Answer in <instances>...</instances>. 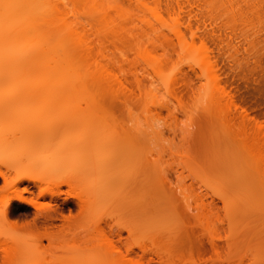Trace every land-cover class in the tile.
Masks as SVG:
<instances>
[{"label":"rangeland","instance_id":"374dc122","mask_svg":"<svg viewBox=\"0 0 264 264\" xmlns=\"http://www.w3.org/2000/svg\"><path fill=\"white\" fill-rule=\"evenodd\" d=\"M114 3H116V6L117 4L120 6V13L123 15V18L120 16L116 21H121L122 18L124 24L120 21L114 24L115 30L117 29L116 31L119 33L117 38L120 41L119 39L116 43L111 41L113 44H108L106 41L107 45L104 44L106 46L105 52L110 55L109 58L111 57L113 60L115 58V65L119 63L118 67L116 66L117 69H115L122 82L120 87L123 91L120 92V96L114 92L113 95L117 94L118 96L116 98L106 95L108 96L105 98L108 107V110H106L109 113L107 115L101 111L97 115H91L89 118L91 127L89 129L93 132L101 125L99 123L101 122V126L106 127L108 125L109 128H116L119 133H127L126 138L121 137L122 140H120L114 136V133H77L78 131L76 132L75 128L73 129L75 123L73 120L68 125L67 133H59L58 123L61 120L57 117L62 112V108L67 107L68 103L62 105L63 101L61 99H59L61 104L58 101L55 102L58 100L55 99L46 105V102V104L42 102L44 98L36 100L34 97L38 94V91L33 96L29 94L31 97H27L24 92L23 94L17 93V90L19 92L18 88L16 90V88L8 87L7 84L0 85V169H5V164L13 163L12 165H14L20 162V159L23 161L27 156L35 155L39 159L37 164L39 163L40 168H42L41 171L39 170L38 175L44 178V188L55 195L53 197L47 195L44 199H40L41 211L39 212L31 206L14 200L6 223L0 216V241L3 247L8 250L7 253L11 255L9 264H23L24 258H21L20 247L27 244L24 248H29L30 245L36 243H34L37 236L35 235L36 231L33 230L34 228L28 231L25 221L32 224L31 221L40 212L45 217H56L58 215V218L47 226L49 235H54L47 238L50 240L43 239L41 245L43 248L38 246L42 250H39L41 253L38 252V257L36 254L35 258L39 260L33 259L31 261L35 254L31 251L34 254L31 257L29 256L31 259L28 261L32 264H38L40 260H42V264H127V262L133 264L136 261L142 264H220L215 261L216 256L210 247V237H215L219 244L224 245L227 243V235L232 227L239 228L234 231L236 234L238 231L244 230L247 233H260V235L252 236L250 234L249 237L238 238L237 242L233 244V250L232 246L229 248L225 246L223 250L224 257L226 258L231 254L228 257V259H231L230 264H264V212L260 211V208L264 207L263 200H259L262 201V207L257 206L259 208V211H256L257 214H254L256 209L253 207L259 198H263L264 191L259 189L250 190V186L262 176L249 177L251 175L249 173L251 170H248L250 161L247 163V160H245L248 153L247 156L244 155L247 152L246 144L243 143V145L241 144L242 148L239 147L237 141L240 139L235 140L238 137L234 136L236 133L227 132L222 117L214 114L209 107L205 110V99L203 100L204 103L201 100L206 91L205 81L199 78L201 76L199 75V69L197 66L195 67L196 64L189 59L188 61L185 60L187 57L180 52L181 50L175 40H170L168 43L163 42L162 44H167V46H162V48H165L167 52L170 50L168 54L171 57L167 56L169 58L167 59L168 66L171 69L175 67L173 68L174 74H178L180 78L177 86H181L177 90L180 92L178 96L184 102L182 106L178 107L179 105H176V98L172 97L166 91L164 85L158 81L159 79L155 77L154 70H151L154 64L151 59H142V56L146 57L143 54L144 49L152 44L153 39L155 37L157 39L158 34L161 32L167 33V30L160 25L155 23V29H153L154 24L152 26L148 24V26L147 21H145L149 18L154 23L152 12L163 10V6L156 3V8L159 6L161 8L159 7L155 11V2L152 0L146 2L147 6L141 5L142 8H139L140 5H137L134 0H117ZM150 8L154 10L152 9V11ZM140 10L142 11L140 12ZM136 15L140 18V21ZM114 19H117V17ZM111 27L106 29L107 34L110 36L107 37L109 39L114 35ZM119 27H121V30H119ZM95 28L96 30L101 29L98 22L95 23ZM105 32L104 30V35ZM104 35L102 34V36ZM107 38L105 40H108ZM112 38L111 40H113ZM108 42L110 41L108 40ZM163 49L159 53H162ZM138 50H142V56L139 55ZM190 65L194 66L193 70ZM238 70L237 73L235 72L237 79L233 78L236 82L238 81L237 85L243 92L246 90L244 84L247 82V76L244 77L246 75L242 72L244 70L239 68ZM147 72H150V76ZM184 73L187 77L190 75L192 79L190 80L194 81V86H199L202 90L191 87L193 86L191 81L189 88V85L183 82L186 78ZM136 74H138L137 78H140L144 83L141 88L138 85L140 84L139 81L138 84L132 81L133 79L137 81L134 78V76H137ZM239 75L240 77H238ZM136 85L139 87L137 88ZM125 86L128 90L124 89ZM119 88L118 90H120ZM191 88L195 89L194 94L197 93L196 91H199V94L197 93L198 95L194 96ZM37 89L41 91L39 88ZM30 90H32L31 94L36 92L35 88ZM10 95H12L11 99L8 97ZM18 95L19 97H17ZM42 95H44L43 92ZM13 96H16V98H12ZM23 97L26 98L24 102L19 99ZM15 100L16 103H14ZM252 101V103L255 102L254 99ZM167 103L171 107L169 110ZM5 104L10 105L9 109L12 113L3 107ZM81 105L84 107L86 103L83 102ZM69 107L70 105L64 112L70 118L72 113H67V110H70ZM3 108L7 110L4 114ZM85 109L86 106L83 110ZM260 109L262 108L258 107L255 110ZM27 112L32 115L38 113L37 116L43 120V124L45 126L49 125L48 127L53 125L52 129L54 131H50L51 128H48L50 132L47 133V126H42L43 124L41 123V125L40 121L37 125L44 127L43 130L36 126L38 129H34L35 131L32 132L31 129L28 130L23 126L25 130L29 132L31 130L32 132L26 133L24 128L21 129V127L24 125L23 120H30L28 117L31 114L28 116V114L26 115ZM101 113L104 115L102 118ZM12 114L15 116L18 114L17 117H19L13 119L11 118L13 117ZM98 116L101 120H97ZM10 118L13 121H9ZM17 119L20 121H17ZM34 120L31 122H34ZM21 121L23 122L22 125ZM35 122L37 123L38 120H35ZM28 123L30 127V122ZM75 125L77 124L75 123ZM32 127L34 128V126ZM102 129L106 130V128ZM240 148L243 149V152H238ZM227 149L230 153L226 151ZM233 152L236 154L234 153V155ZM123 154L126 155L123 156L125 157L124 185L117 188L112 194H100L93 177L94 163L113 162ZM232 154L234 156L230 158ZM24 155L27 156L23 158ZM235 157L240 159L237 160ZM233 158L237 160L236 163H234ZM247 159L250 160L249 157ZM231 160L233 163H231ZM238 162L241 163V166L238 165ZM218 163H222L223 166H219ZM23 165L25 166V164ZM24 166L16 167L11 174V178L15 179L21 176L25 169ZM235 166H238L239 169ZM232 168L235 169L236 175ZM108 169L101 172L103 177L106 176ZM238 171L243 172L241 174L242 178L247 182V185L243 187V192L241 189L236 188L234 184L235 179L241 177L237 176L240 175ZM232 179H234V182ZM1 182L0 190L2 191L3 183ZM214 182L215 186L220 184L217 187V190L220 188L219 191H216L212 186L216 193L210 188L211 184L214 185ZM101 183L103 184V181L99 182V184ZM24 185L20 186L21 188L19 187L20 191L24 188ZM12 187L4 188L6 191L0 192V212L3 211L4 200L11 197L16 191V188ZM136 187L138 189L135 192ZM257 191H260V193ZM218 193H221V196ZM238 194H241L242 197ZM22 195L29 196L25 192ZM37 195L33 198H36ZM127 198L130 199L129 202ZM138 198L145 212L140 227L137 226L139 219L135 213L137 210L136 199ZM228 198L233 200L231 201L235 212L233 214L234 218L237 219L234 224H231L226 216V214H229ZM242 198L244 201L240 200ZM253 201L255 203L251 205ZM260 202L257 205H260ZM40 209L38 207V210ZM55 211L56 215H54ZM61 214L66 217V220H61ZM218 216L221 217V221L215 219ZM208 221L214 227H209ZM31 224L29 227L32 226ZM119 235H121L122 243L119 242ZM111 240L119 248V253L113 252L109 247V244L111 245L109 241ZM140 247H143L145 252H142ZM33 249L36 251L35 247ZM2 255L4 254L0 252V264H5ZM125 257L129 259L127 258L126 261L123 259ZM129 260H132L133 263Z\"/></svg>","mask_w":264,"mask_h":264},{"label":"bare ground","instance_id":"6f19581e","mask_svg":"<svg viewBox=\"0 0 264 264\" xmlns=\"http://www.w3.org/2000/svg\"><path fill=\"white\" fill-rule=\"evenodd\" d=\"M115 1L117 0H0V85L7 84L8 87H13V89L16 88V90L18 88L19 92L18 90L16 92L22 94L24 92V95H26L27 97H29L30 95L33 96V94H36L38 91V94H36L34 97L36 98V100H41L44 98L42 102H46V105L50 104L49 102L54 101L55 99H58L55 102L58 101L59 104H61V101L59 100L61 99L63 101L62 105H67L68 103V105H70V110H67V113H72V115H70L71 119L66 116L64 112L66 109H68V105L67 107L63 106L64 108H62V112L64 113H62L60 110L61 113H59L60 115H58L57 117L61 120H59L60 122L58 123V127L62 132L59 131V133H67L68 125H70L71 120H73L78 125L77 126L74 123L75 127L73 126V129L75 128V131H78L77 133H114V136L116 138L118 137L120 140H122V138L128 135L127 133H119L116 128H109L107 123L105 124V126L107 125L106 127L101 126V122H99L101 125L98 124L99 127L96 128V130H93V132L89 129L91 127V124L89 122V118L91 115H97V113L101 111H103V114L108 115L109 111H107L108 107L106 105L105 98L108 96H114V92L117 93L118 96H120V92L123 91V89H121L120 87L122 86V82L120 81V78L116 73V66L119 63L115 65V58L114 61L113 58H109L110 55L107 54L108 52H105L106 41L108 44H113L116 43V41H118L119 39L117 38L119 36V33H117L116 31L117 29L115 30L114 24L117 22L116 20H118V17L120 18V16H122L123 18V15L122 13H120V6H118V4L116 6V3H114ZM134 1L137 3V5H140L139 8H142L141 5L147 6L146 2L148 0ZM152 1L155 2V8L157 7L156 3H158V5L163 6V10L159 9L160 11L154 12V9L152 8V10L150 8L153 11L152 17L155 21L154 23H152L153 21H150L149 18V20L145 18L144 19L145 21H147V25L149 24L150 26H152L154 24L153 29H155L156 23L161 27L165 28L167 30H165L167 33L161 32V35L158 34L159 37H157V39H159L157 40L156 37L153 39V42L156 39V43L151 42L152 40L150 41L152 44L150 43L151 45H148V47H146L147 49H144L145 52H143L146 57H143L141 55L142 50H138L140 52L139 55L142 56V59H151L152 63H154L151 70H154L153 73L155 74V77H157L159 79L158 81H160L164 85L166 91L172 97L176 98V105H179L178 107H180L184 103L183 99H180V97L178 96V93L180 92L177 90V88L179 89V86H181H177L179 84L180 78L178 74H174L173 68L175 67H173L172 70L171 67L168 66L167 59L171 57H169L170 54H168L170 50L167 52L165 48H162V46H167V44H162L163 42L168 43V41L170 40H175L177 42L181 50L180 52H182L183 56L185 55V57H187L185 60L188 61L189 59L191 62H194L196 64L195 65L194 63H192L195 65V67L197 66V68L199 69V75L201 76L199 78L205 81L206 91L204 95H202L203 97L199 95L202 97V99L200 98L202 102L205 99V104L207 105H205V110L207 107H209V109H211L214 114L222 117L226 126V130H228L227 132L231 131V134L236 133V135L234 136L238 137H236L235 140H241L237 141L239 147L242 148L243 143L246 144L247 152L244 155L248 153V157L250 158V160L247 159L248 157L245 159L247 160V163L250 161L249 167L245 165L249 168V171L251 170L249 172L251 173V175L249 174V177L253 176L254 178H256L259 175L262 176L259 177V179L257 178L258 180L250 186V190L259 189L260 191H264V0ZM161 6L159 7L161 8ZM158 8H156L155 11ZM141 11L142 10H140V12ZM116 17L117 19H114ZM122 18L121 21L119 20L120 22H123ZM119 21L117 23H119ZM96 22H98V24L100 25V30H96ZM122 24H124V22ZM109 27H111L112 33H114V35L111 34L113 37L111 38L114 41L111 40V38H107L110 37L107 34L106 30ZM120 28L121 27H119V30H121ZM102 29L106 31V37L103 33L104 30ZM102 34L104 36H102ZM114 37H116L117 40L114 39ZM106 38L110 42H108V40H105ZM161 49H163V52L159 53ZM167 56L169 58H167ZM107 60H109L110 62ZM187 64L189 65V62ZM190 67H192L193 70L194 66L190 65ZM238 68L244 70L242 71L246 73L245 76L243 75L244 77L247 76V79L245 78L247 82L245 81L246 83L244 84L246 85L244 86V89L246 87V90H244L243 92L241 88L237 85L238 81H235V79H237L236 71L238 70ZM167 69H169L170 71ZM147 73L150 76V72ZM136 75L137 76H134V78H136L137 81H134L135 79L133 78L132 81L133 83L136 82L135 84H138L139 81L140 84L138 85L140 87L137 85L136 86L137 88H141V85L143 87L144 83L140 80V78H137L138 74ZM184 76H186L185 73ZM188 76L189 77L186 76V78H184L183 82L186 85H189L190 88V83L192 82V79L190 75ZM238 77H240V75ZM191 84H193V86L191 87L196 86H194V81ZM126 86L124 89L128 90ZM32 88H35V90L36 88H39L41 91L37 89L35 93L31 94L32 90L30 89ZM118 88L120 90H118ZM196 88L198 90H202L199 88V86L195 87V89ZM28 90L30 91L28 92ZM191 90L193 91L192 94H194V90L192 88ZM42 92L44 93V95H42ZM110 92L111 94H109ZM196 92L198 93L199 91ZM197 93L194 94V96H197L199 94ZM117 94H115V98ZM11 96L12 95L8 96L9 99H11ZM14 97L16 98V96H13L12 98ZM17 97H19V95ZM34 97L32 98L34 99ZM124 98L126 99V97ZM19 99L23 102L26 100V98L24 97ZM253 99L255 100L254 103H252ZM83 102L86 103L85 110L88 109L87 111L83 110V108L85 107H82L81 105ZM14 103H16V100ZM3 107L11 112V110L9 109V104H5V106L3 105ZM258 107L262 108L260 109L261 111L255 110L256 108L258 109ZM4 108L3 114L7 111ZM167 108L168 110L169 108L171 109L170 104L168 103ZM24 112L26 111L24 110ZM27 114L29 116L31 113L27 112L26 115ZM37 114L38 113H33V115L31 114L34 118L30 115L28 117V119H30L29 121H26V119L23 120L24 125H22L23 122L21 121V129L25 127L26 129H31L32 132H34L38 128H42L43 130V128L47 126V133L50 130H48V128H51L50 131H52V123H50L52 127H48L49 125L45 126L43 124V120L39 119ZM101 114V118L104 117V115L102 114V116ZM17 115L18 114H16V116L13 115V117H10L16 119L19 117H17ZM100 116H98L97 120L100 119ZM11 118L9 121H13ZM34 119L36 121L38 120V122L36 123ZM33 120L34 122H31ZM17 121L20 120L17 119ZM105 121L107 122V120ZM28 122H30V127ZM39 122L40 124L42 123L43 125H41L44 127H39V125H37L39 124ZM32 126H34V128ZM102 128H106V130H103ZM28 130H25V132L32 133L31 130L30 132ZM241 148L239 149V151H237L243 152V149L241 150ZM226 151L229 152L228 149ZM235 152H233V154ZM233 154L230 155V158L235 155ZM26 156L24 155L23 158ZM123 156L126 155H120L113 162L109 161V163H94L93 177L100 194H112L117 188L124 185L123 169L125 157ZM239 159L240 158H238L237 160ZM38 160L39 159L35 155H29L23 161H21L20 159V162H17V164H5V169H0V182L2 181L1 183H3V189L1 188L2 191L0 190V192H5L6 189L4 188H7L9 186H13L12 188L14 189L16 188L15 192L13 189L14 193L11 195V197L4 200V205L2 206L3 211L0 212V216L3 218L5 223L9 219L10 208L13 205L14 200H17L22 204L31 206L39 212L41 211V204H39L40 199H44L47 195H50V197L55 196L53 192H49L48 189L44 188V178L38 175V173L42 169L40 168L39 163L37 164ZM237 160L234 159V163H236ZM231 163H233V161ZM23 164H25V166ZM221 164L218 163L219 166ZM239 164L241 166V163L238 162V165ZM20 165L24 166L25 168L23 174L15 179H12V172L16 169V167H19ZM107 168L109 169L107 170L106 176L103 177L101 175V172ZM236 168L239 169L238 166ZM242 173H240V175H237L241 177L235 179L234 184L236 186H234L238 189H241L243 192V187L247 185V182L244 180V178H242ZM101 180L103 181V184H99V182H102ZM232 180L234 182V179ZM22 185H24V188H22L23 191L22 189L20 191L19 187ZM212 186L216 189V191L220 190V188H218L217 190V187L220 186V184L215 186L214 182V185L211 184L210 188H212ZM135 189L136 192L138 188L136 187ZM139 190H141V188ZM216 191L213 190L214 193H216ZM260 191L257 192L260 193ZM22 192L29 194L30 197L23 196ZM220 192L222 193V191ZM221 193L218 194H220L221 196ZM36 195L37 197L33 198V196ZM243 198L240 200H243ZM263 198H259L258 202L256 200L255 201L259 203V200H263V202L261 201L263 204ZM127 200L129 202L130 199L127 198ZM136 200L137 210L135 211V213L137 218L139 219V224L137 226L140 227L141 219L144 216L145 212L143 210V205H141L139 201V198ZM231 201H233L231 200V198L227 199L229 214H226V216L228 218V221H230L231 224H234L235 221L237 222V219L234 218L233 213L235 212ZM261 202L260 205H257L256 203L255 206L253 205L255 203L254 201L251 203V205H253V207L256 209L254 210V214H257V210L259 211L258 207L262 205ZM38 207L40 210H38ZM263 208H260V211L262 210V213L264 212ZM251 211L253 210L251 209ZM40 213L36 214L34 220L31 221L32 224L25 221V226L27 230L29 231V229L34 228L33 230L36 231L35 235L37 236L36 240L34 241V243H36L30 245L31 247L28 245L29 248H24V246L26 247L27 244H25L23 247L19 246V251L22 253L21 258H24V260L22 261L23 264H32L29 262L31 259L29 258V256L31 257L34 253L35 254L32 257L31 261H33V259H36V261L39 260L35 258L36 254L38 257V252L41 253V251L39 250H42L41 248L39 249L38 246H41L43 244V239L45 240L51 235H54H49V233L47 232V226L51 225L52 222L56 220V218H58V215H56V211L54 212V215H56V217H45L42 212ZM262 213L261 216L263 217L264 213ZM62 216L61 220H66V217L64 216L65 218H62ZM215 219L217 221H221V217L219 216ZM210 221H208V224L210 225L209 227H212L213 225ZM30 224L33 227H29ZM236 228L238 227H232V230L230 229L229 234L227 235V243L224 245L219 244L215 237H210V247L216 256L215 261L220 264L231 263V259H228L231 254L226 258L224 257L223 250L225 246L227 248L232 246L233 250V244L234 242H237L236 240L238 238L244 236L249 237L250 234H252V236L260 235L259 232V234H253L249 231V233H247V231L244 230H240V232L238 231V233L236 234L234 233ZM118 238L119 242L122 243L121 235H119ZM110 242L111 245L109 244V247H111V250L115 253H119V248L114 243V241L111 240L109 241V243ZM33 247L36 248V251L35 249H33ZM140 250L142 252H145V249L143 247H140ZM31 251H33L34 253H32ZM0 252L4 254L2 255L4 257V263L9 264V259L11 255L7 253L8 250L3 247L1 241ZM152 253L156 254L155 252ZM127 258L128 257H125L123 259L127 261ZM129 262L133 263L132 260H129ZM139 263L142 264L138 261L134 262L133 264ZM38 264H42V260L38 261Z\"/></svg>","mask_w":264,"mask_h":264}]
</instances>
